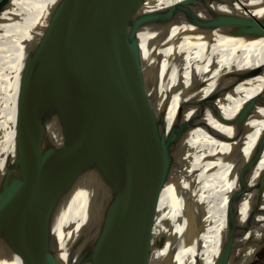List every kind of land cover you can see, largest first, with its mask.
Masks as SVG:
<instances>
[{
  "label": "bare ground",
  "instance_id": "1",
  "mask_svg": "<svg viewBox=\"0 0 264 264\" xmlns=\"http://www.w3.org/2000/svg\"><path fill=\"white\" fill-rule=\"evenodd\" d=\"M63 1L7 0L0 7V225L34 188L20 173V160L39 165L42 147L72 139L58 116L40 110L37 94L27 107ZM248 10L253 32L242 33L244 25L228 19L247 17ZM150 13L156 17L140 25L137 38L144 105L154 109L168 151L163 191L144 225L90 258L94 237L87 238V230L100 229L121 184L114 155L98 140L104 154L58 202L52 222L57 254L81 264H225L228 257L229 264H253L264 240V0H145L137 17ZM25 92V114L41 127L31 146L19 137L26 126L16 128ZM178 109L188 122L175 131ZM15 183L24 193L7 200ZM0 264H23L5 241Z\"/></svg>",
  "mask_w": 264,
  "mask_h": 264
},
{
  "label": "water",
  "instance_id": "2",
  "mask_svg": "<svg viewBox=\"0 0 264 264\" xmlns=\"http://www.w3.org/2000/svg\"><path fill=\"white\" fill-rule=\"evenodd\" d=\"M144 1L64 0L51 21L27 107L33 108L31 93L37 94L40 110L58 116L72 139L51 150L42 147L39 165L31 159L18 163L20 173L34 188L21 196L25 200L0 225V242H7L23 264H81L82 260L65 263L59 258L52 222L59 200L82 169L104 154H99L98 140L114 155L121 184L101 217L100 229L95 231L92 224L87 230V238L94 237L90 258L144 225L163 191L169 173L164 161L168 151L161 143L164 134L154 109L144 105L147 92L140 70L137 31L156 17L155 13L137 17ZM247 12V17L228 19L244 25L242 33L254 28V13ZM25 98L26 92L16 128L21 132L26 126L19 137L31 146L38 142L41 127L25 114ZM183 115L180 110L175 131L186 126ZM24 190L15 183L5 193L6 199ZM230 214L228 208L226 223Z\"/></svg>",
  "mask_w": 264,
  "mask_h": 264
},
{
  "label": "rangeland",
  "instance_id": "3",
  "mask_svg": "<svg viewBox=\"0 0 264 264\" xmlns=\"http://www.w3.org/2000/svg\"><path fill=\"white\" fill-rule=\"evenodd\" d=\"M1 2V0H0ZM8 146L1 147V149L5 150L7 149ZM6 160V159H5ZM10 160H6L7 164H9ZM6 162L4 164H6ZM8 166V165H7ZM163 236L159 238L158 245L162 244L163 242ZM262 245V246H261ZM257 256L256 260L254 261L253 264H264V240L263 242L259 245L258 249L256 250L255 254L253 256Z\"/></svg>",
  "mask_w": 264,
  "mask_h": 264
}]
</instances>
